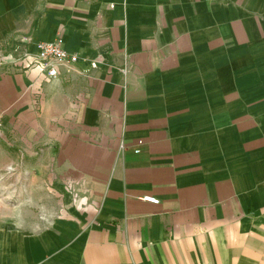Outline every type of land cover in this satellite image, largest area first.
<instances>
[{
  "label": "crops",
  "instance_id": "1",
  "mask_svg": "<svg viewBox=\"0 0 264 264\" xmlns=\"http://www.w3.org/2000/svg\"><path fill=\"white\" fill-rule=\"evenodd\" d=\"M58 36L68 78L2 62ZM0 101L82 199L0 264H264V0H0Z\"/></svg>",
  "mask_w": 264,
  "mask_h": 264
},
{
  "label": "rangeland",
  "instance_id": "2",
  "mask_svg": "<svg viewBox=\"0 0 264 264\" xmlns=\"http://www.w3.org/2000/svg\"><path fill=\"white\" fill-rule=\"evenodd\" d=\"M5 66L24 73L36 70L42 78L37 67ZM27 146V138L8 126L5 104L0 101V227L28 226L30 230L46 227L78 208L82 200L69 185L64 186L67 197L61 199L55 189L58 182L52 165L39 161L41 153L37 147L34 153Z\"/></svg>",
  "mask_w": 264,
  "mask_h": 264
},
{
  "label": "built area",
  "instance_id": "3",
  "mask_svg": "<svg viewBox=\"0 0 264 264\" xmlns=\"http://www.w3.org/2000/svg\"><path fill=\"white\" fill-rule=\"evenodd\" d=\"M37 51L35 54L23 51L14 50L13 55L5 57L4 64H15L24 68L37 67L42 74V79L45 82H51L59 77L68 78V73L77 64L84 62L78 53L69 52L64 47V39L58 36L51 42H39L36 45ZM2 63V64H3ZM96 64L92 63L89 68H95ZM65 68H70L64 71ZM88 72L89 70H85ZM146 201L158 204L156 198H144Z\"/></svg>",
  "mask_w": 264,
  "mask_h": 264
}]
</instances>
